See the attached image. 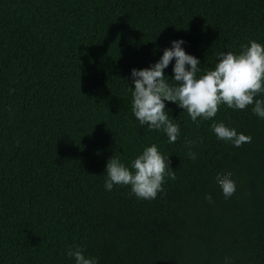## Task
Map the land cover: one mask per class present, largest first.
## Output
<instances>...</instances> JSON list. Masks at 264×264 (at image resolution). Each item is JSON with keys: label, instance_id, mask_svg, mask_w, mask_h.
Wrapping results in <instances>:
<instances>
[{"label": "trees", "instance_id": "16d2710c", "mask_svg": "<svg viewBox=\"0 0 264 264\" xmlns=\"http://www.w3.org/2000/svg\"><path fill=\"white\" fill-rule=\"evenodd\" d=\"M175 39L209 69L264 44V0H0V264H73L77 246L98 264H264V120L251 105L213 118L252 137L238 148L171 102L173 144L131 113L130 70ZM153 143L175 171L162 194L104 189L114 151L127 163Z\"/></svg>", "mask_w": 264, "mask_h": 264}, {"label": "clouds", "instance_id": "9594fccd", "mask_svg": "<svg viewBox=\"0 0 264 264\" xmlns=\"http://www.w3.org/2000/svg\"><path fill=\"white\" fill-rule=\"evenodd\" d=\"M184 43L183 39L172 40L171 46L165 47L154 63L130 70L132 86L126 84L135 122L141 128L146 126L150 131L162 132L169 144L175 143L180 126L169 115L170 110L165 109V102H171L183 109L197 125L212 120L210 129L218 141L237 148L250 143V135L237 132L234 127L213 118L221 105L234 111L251 105L252 114L264 120V44L249 40L237 53H219L213 67L202 70L199 59L182 47ZM170 62H173L171 78L164 72ZM196 142L185 141L189 159L196 158L197 154L192 151ZM114 153L108 158L103 173L106 191H111L114 186H126L137 199L152 200L158 193H163L166 178L175 180L169 156L154 143L144 146L127 163ZM215 182L224 199L236 191V182L229 171L218 172ZM204 198L212 203L210 195L206 194ZM65 255L73 264H98L95 256H86L79 246L67 248ZM224 264H231L230 258L226 257Z\"/></svg>", "mask_w": 264, "mask_h": 264}]
</instances>
